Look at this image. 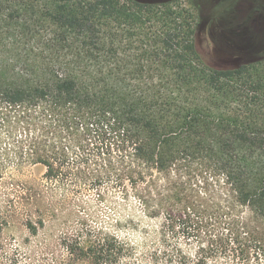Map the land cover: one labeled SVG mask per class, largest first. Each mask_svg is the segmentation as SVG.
<instances>
[{
  "label": "trees",
  "instance_id": "1",
  "mask_svg": "<svg viewBox=\"0 0 264 264\" xmlns=\"http://www.w3.org/2000/svg\"><path fill=\"white\" fill-rule=\"evenodd\" d=\"M1 1L17 12L39 7L53 30L26 68H0V134L25 137L7 145L17 159L43 164L48 182L77 199L105 184L148 186L161 195L159 212L176 226L179 220L186 227L193 215L203 225L218 223L222 233H208L209 252L228 250L242 264L264 254V232L256 225L264 224L260 59L234 67L208 63L191 22L165 9L173 22L139 48L127 37L149 27L137 22L150 10L138 9L136 0ZM181 166L189 175L206 168L220 177L232 205L201 208L182 183L165 194L158 175ZM239 208L250 217L235 214ZM81 218L61 238L75 264H140L134 242ZM28 227L38 233L36 224ZM139 258L146 261L143 253ZM150 258L188 264L178 246L155 249ZM196 264L208 263L200 258Z\"/></svg>",
  "mask_w": 264,
  "mask_h": 264
},
{
  "label": "rangeland",
  "instance_id": "2",
  "mask_svg": "<svg viewBox=\"0 0 264 264\" xmlns=\"http://www.w3.org/2000/svg\"><path fill=\"white\" fill-rule=\"evenodd\" d=\"M136 1L138 9L144 6L150 10H144L146 19L137 22L149 27L131 30L127 37L139 48L140 43L147 37L154 38L176 16L179 22H191L196 47L208 63L229 67L253 59L264 63V23L260 13L254 14L257 4L252 0H222L219 4L215 3L217 0ZM164 9L175 11V15H166ZM41 17L39 7L17 12L0 0V68L21 70L26 68L27 58L40 53L42 42L53 35ZM24 138L0 134V264H75L63 249L61 238L67 225L82 221L81 217L94 227H104L134 242L140 264H171L155 262L149 256L155 249L164 251L175 246L187 253L188 264H196L200 258L208 264H242L229 256L228 250L220 256L216 247L208 251V238L213 235L208 233H222L218 223L203 225L201 217L193 215L186 227L179 220L176 226L175 220L168 221L167 214L159 212L161 195L148 186L134 188L127 181L125 186L105 184L78 199L66 195L48 182L43 164L17 159L16 150L7 146L20 144ZM158 178L165 185V194L164 188L182 183L184 193L190 194L201 208L232 205L228 185L206 168L189 175L181 166ZM234 212H239L243 220L250 217L246 208ZM41 221L44 227L40 226ZM29 222L38 226L37 234L31 232ZM256 225L264 232V224ZM142 253L146 261L139 258ZM251 264H264V254Z\"/></svg>",
  "mask_w": 264,
  "mask_h": 264
},
{
  "label": "flooded vegetation",
  "instance_id": "3",
  "mask_svg": "<svg viewBox=\"0 0 264 264\" xmlns=\"http://www.w3.org/2000/svg\"><path fill=\"white\" fill-rule=\"evenodd\" d=\"M222 0H217L215 3L219 4ZM252 3L257 4V6L254 9V14H261L263 23H264V0H252ZM253 7V6H252Z\"/></svg>",
  "mask_w": 264,
  "mask_h": 264
}]
</instances>
